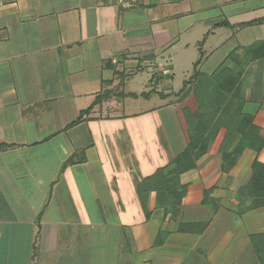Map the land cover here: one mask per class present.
<instances>
[{
  "label": "crops",
  "instance_id": "0c3cea01",
  "mask_svg": "<svg viewBox=\"0 0 264 264\" xmlns=\"http://www.w3.org/2000/svg\"><path fill=\"white\" fill-rule=\"evenodd\" d=\"M256 161L264 0H0V264H264Z\"/></svg>",
  "mask_w": 264,
  "mask_h": 264
},
{
  "label": "trees",
  "instance_id": "16d2710c",
  "mask_svg": "<svg viewBox=\"0 0 264 264\" xmlns=\"http://www.w3.org/2000/svg\"><path fill=\"white\" fill-rule=\"evenodd\" d=\"M253 129L256 131L254 127ZM197 146L198 145L195 143V138H194L193 143L188 151V154L178 159V165H179L178 171L180 173H183V172L185 173L186 171H188L190 169V166L193 160L201 156L206 151L205 147H203L202 151L198 152L200 150L199 148V150L197 151L198 153H195L196 149L198 148ZM201 146H205V145L202 144ZM253 168H254V176L252 179V187H251L250 193L253 196L260 198V196L262 195L264 196V165L256 161L253 165ZM260 200L261 202L264 201L263 199H260ZM252 240H253L254 246L257 249L258 255L260 256L263 262L264 261V240L261 241V238H258V237H253Z\"/></svg>",
  "mask_w": 264,
  "mask_h": 264
},
{
  "label": "rangeland",
  "instance_id": "374dc122",
  "mask_svg": "<svg viewBox=\"0 0 264 264\" xmlns=\"http://www.w3.org/2000/svg\"><path fill=\"white\" fill-rule=\"evenodd\" d=\"M212 131H213V130H212ZM213 133H214V131H213V132H210L209 135L212 136ZM203 147H204V146H201V147H200V150H199L198 152L202 151V150H203ZM198 152H195V153H198Z\"/></svg>",
  "mask_w": 264,
  "mask_h": 264
},
{
  "label": "built area",
  "instance_id": "2783aa9c",
  "mask_svg": "<svg viewBox=\"0 0 264 264\" xmlns=\"http://www.w3.org/2000/svg\"><path fill=\"white\" fill-rule=\"evenodd\" d=\"M131 2L133 3V2H135V0H131Z\"/></svg>",
  "mask_w": 264,
  "mask_h": 264
}]
</instances>
